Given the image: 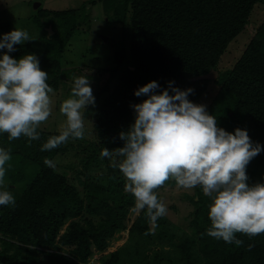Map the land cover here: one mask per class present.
Instances as JSON below:
<instances>
[{"label":"trees","instance_id":"obj_1","mask_svg":"<svg viewBox=\"0 0 264 264\" xmlns=\"http://www.w3.org/2000/svg\"><path fill=\"white\" fill-rule=\"evenodd\" d=\"M99 3L109 22L128 31L130 41L119 45L112 64L98 71L103 82L91 86L95 105L83 109L82 116L84 122L92 119L93 139L84 126L83 139L70 137L41 151L60 132L40 125L35 141L24 136L9 141L8 134L0 133V148L11 156L2 190L16 201L15 206H0V264H264V234H235L241 246L206 235L212 201L200 186L182 196L191 206L185 223L164 215L152 229L144 209L129 227L135 198L125 192L127 181L113 160L101 158L104 148L124 146L119 134L134 123L131 105L147 99L134 92L153 81L159 91L170 81L181 91L193 89L188 98L198 105L209 85L217 83L206 105L208 114L215 116L218 127L233 134L237 128L247 130L254 144L264 146V18L234 66L224 72L219 68L230 44L253 26V14L264 9V0H89L78 9L40 15L53 16L47 23L53 31L55 25L57 31L68 27L62 39L54 33L44 52L27 41L8 54L16 60L36 55L55 93L49 95L56 98L68 87L76 69L63 67V47L78 29H89ZM6 52L0 51V57ZM212 71L219 72L217 80H197ZM70 156V163H60ZM45 158L54 161L55 169L44 164ZM246 174L250 186L264 183V151L250 161ZM174 186L170 178L154 190L158 200L159 189ZM125 231L127 240L109 251ZM249 245H254L250 251Z\"/></svg>","mask_w":264,"mask_h":264},{"label":"clouds","instance_id":"obj_2","mask_svg":"<svg viewBox=\"0 0 264 264\" xmlns=\"http://www.w3.org/2000/svg\"><path fill=\"white\" fill-rule=\"evenodd\" d=\"M30 40L26 30L17 28L0 39V50L7 49L0 58V133L8 134L9 141L21 136L39 140L37 129L52 114L49 94L55 93L46 82L49 75L41 70L38 57L28 54L16 60L8 54L16 50L15 45ZM174 83L168 82V88L159 91L160 85L153 81L134 92L136 97L147 99L131 105L134 123L119 134L124 146L112 151L104 148L101 158L112 159L119 168L127 181L125 192L135 198L133 211L147 209L149 224L154 225L167 213L154 190L171 178L178 188L200 186L211 199V227L206 235L241 246L243 241L235 234L250 238L264 234V183L250 186L246 174L247 165L264 146L254 144L247 130L237 128L233 134L218 127L206 105L189 100L194 90L181 91ZM90 105H95V97L89 78L74 77L71 96L59 109L66 117L60 134L49 137L41 151L55 149L70 137L83 139L82 110ZM9 152L0 148V206L16 203L11 192L2 190ZM44 164L55 169L54 161L48 158Z\"/></svg>","mask_w":264,"mask_h":264},{"label":"rangeland","instance_id":"obj_3","mask_svg":"<svg viewBox=\"0 0 264 264\" xmlns=\"http://www.w3.org/2000/svg\"><path fill=\"white\" fill-rule=\"evenodd\" d=\"M86 1L89 0H0V39H2L4 34L10 33L16 28L26 30L31 38L30 41L35 45H39L40 50L44 52L49 48L46 42L51 41L54 33H56L58 39H62L68 27L63 25V30L57 31L55 25V31H53L52 25L47 27V23L50 24V20L53 16L50 15L44 18L40 15H46V13L50 12L78 9ZM102 10V4L99 3L95 6L92 11L89 29L87 27L78 29L70 42L63 47V67L68 70L73 68L76 70L73 76L68 79V87L65 90H60V92L56 94V98L50 95L52 99V114L46 122L41 124L45 129L48 128L50 131L60 132V126L65 122L66 117L60 113L59 109L61 103L70 98L68 91L72 87L73 78L85 76L89 78L90 86H95L97 83L101 84L103 81L102 78H100L101 73L98 74V71L112 64V58L119 45L123 42L128 43L130 41L128 31L120 24L109 22L108 16L105 15ZM263 18L264 9L258 7L253 14V26H249L242 32L235 41L230 44L228 51L222 56L219 65L221 71H228L234 66L242 55L246 45L252 39L255 31L253 28L258 26ZM39 19L41 23L37 21ZM61 24H64V22L61 21ZM105 38L108 39L107 42H105ZM48 39L49 41H46ZM78 71H80V73H78ZM217 88H219L217 83H211L207 93L201 98L199 105H208L211 97L215 95ZM91 125L92 119L91 117H87L84 126L89 131L88 138H92L91 135H95L94 130H91ZM74 152H77V150ZM73 158V156H70L69 161L64 159V161L60 163H70ZM76 164L77 166H81L79 160H76ZM69 174L71 182L78 185V182L73 178L74 174ZM194 190V188H178L177 185L173 188L164 187L163 189H159L157 191L160 196L159 201L163 202L167 208L166 217L176 224L185 223V218L191 211V206L187 201L182 200V196L185 193L192 195ZM140 212L141 210L131 213L129 227ZM120 235V239L113 243V247H110L109 251H115L127 240L128 232L121 233ZM97 258L98 256L96 255L94 259Z\"/></svg>","mask_w":264,"mask_h":264},{"label":"water","instance_id":"obj_4","mask_svg":"<svg viewBox=\"0 0 264 264\" xmlns=\"http://www.w3.org/2000/svg\"><path fill=\"white\" fill-rule=\"evenodd\" d=\"M51 34H53V33H51ZM104 40H105V42L108 41L107 38H105ZM218 77H219V72L218 71H212V72H210V73H208L206 75H203V76L197 78V80H211V81H214V80H217ZM151 227L153 229L154 225L151 224Z\"/></svg>","mask_w":264,"mask_h":264}]
</instances>
